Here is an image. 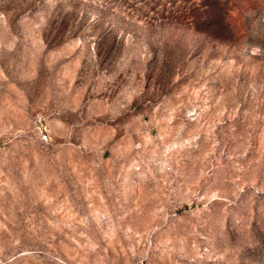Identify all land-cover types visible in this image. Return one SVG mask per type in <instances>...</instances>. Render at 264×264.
I'll list each match as a JSON object with an SVG mask.
<instances>
[{
    "label": "rangeland",
    "instance_id": "rangeland-1",
    "mask_svg": "<svg viewBox=\"0 0 264 264\" xmlns=\"http://www.w3.org/2000/svg\"><path fill=\"white\" fill-rule=\"evenodd\" d=\"M0 264H264V0H0Z\"/></svg>",
    "mask_w": 264,
    "mask_h": 264
}]
</instances>
